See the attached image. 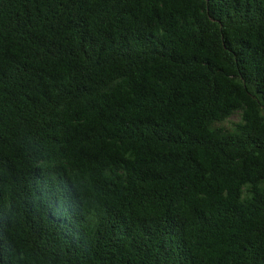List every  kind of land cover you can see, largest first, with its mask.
<instances>
[{"label":"trees","instance_id":"16d2710c","mask_svg":"<svg viewBox=\"0 0 264 264\" xmlns=\"http://www.w3.org/2000/svg\"><path fill=\"white\" fill-rule=\"evenodd\" d=\"M0 264H264V0H0Z\"/></svg>","mask_w":264,"mask_h":264},{"label":"rangeland","instance_id":"374dc122","mask_svg":"<svg viewBox=\"0 0 264 264\" xmlns=\"http://www.w3.org/2000/svg\"><path fill=\"white\" fill-rule=\"evenodd\" d=\"M237 117V116H236Z\"/></svg>","mask_w":264,"mask_h":264}]
</instances>
